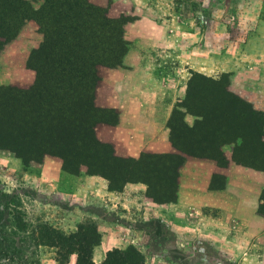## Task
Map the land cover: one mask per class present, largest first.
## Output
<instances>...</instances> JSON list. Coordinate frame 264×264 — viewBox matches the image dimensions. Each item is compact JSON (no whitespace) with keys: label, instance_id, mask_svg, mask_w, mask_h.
<instances>
[{"label":"rangeland","instance_id":"rangeland-1","mask_svg":"<svg viewBox=\"0 0 264 264\" xmlns=\"http://www.w3.org/2000/svg\"><path fill=\"white\" fill-rule=\"evenodd\" d=\"M0 1L13 2L14 0ZM74 1L81 4L89 3L101 9V11L80 12L79 24L74 23L70 29L75 33L74 39L71 37L57 41L55 34L46 37L48 33L43 34L33 17H30L16 32L13 39L5 43L9 36L6 38V31L0 24V43H4L0 51V86H14L21 89L31 86L35 79V72L29 68V65L46 66L50 70L60 66L62 72L58 77L61 79L59 82H67L65 85L70 87L68 90L70 93L79 82L89 80L92 68H95L99 78L97 98V91L101 87L104 76L109 70L119 68L117 66L110 68L103 64H112L111 59L113 62L117 60L116 64L122 63L127 52L124 26L133 21L131 16L134 11L133 4L122 3L119 0ZM167 3L168 10L171 9L172 14L168 12L162 18L152 20L153 26L163 28V33L155 31L154 34L147 36L150 40L148 53L152 74L156 78H164L168 90H172L173 94L179 92L181 94L182 90L184 96L189 80L196 76L192 84L193 93L189 99L194 111H198V107L203 105L201 104L203 102L209 106L217 105V101L206 97L207 91H203L207 88L215 90L216 86L207 84L199 77L218 81L224 75L231 94L249 103L261 113L263 123L261 133L264 139V0H169ZM40 4L31 6L34 10H38ZM56 9L58 14H66V8L62 2ZM121 12L129 15H123ZM119 14H121L120 17H118ZM99 17L112 20L114 24L100 25ZM42 20L46 23L48 32L52 30L53 27L50 24L55 19L54 17L51 19L48 11L44 12ZM42 44L45 48L44 55L32 56ZM44 76L49 79L52 73L48 70ZM95 103L99 104L96 100ZM103 117L112 121L116 118V113L108 111ZM191 117L196 119L194 116ZM176 121L180 123V117H177ZM221 153H223V159L220 158V154L210 153L206 149L200 155L197 154L201 157H188L210 161L220 159L219 164L223 166L226 163V155H229L231 159L234 156L236 161L240 162L239 165L254 166L251 167L254 169L261 167L259 163L241 157V153L233 147L224 146ZM45 158L61 164L56 157ZM14 159L16 158L11 153L0 150V183L5 192L20 203V208L29 225L28 232H32L34 239L38 238L42 242L41 246H35L33 237L30 242H25L23 245L29 250L24 251V255L39 264H75L76 253L80 246L74 241L66 242V238L81 232V228L94 227L95 224L87 221L73 229L71 221L75 216H81L84 220L91 218L90 214L85 217L84 210H80L81 212L77 215L76 211H73V207L77 205L71 206L70 197L60 202L55 195L58 192L52 187L46 191L29 189L24 178L28 166L21 170L15 169ZM31 172L38 175V167L34 166ZM81 173L80 176L87 175L84 172ZM155 176L162 178V173L155 171ZM91 177L103 179L99 176ZM167 182L168 186L164 187L162 180L154 179L153 190L167 192V189L174 188L171 190L175 199V184L178 185V179ZM90 195L91 198L87 203L82 202L85 203L83 208L89 207L92 213H96L93 214L94 216L101 217L103 212L101 203L96 202L93 195ZM146 198L147 200L143 198L134 201L126 200L122 204L115 201V206L110 209L103 205L105 211L102 217L105 228L112 229L116 227L114 225L116 223L123 225L122 233L118 234L137 232L135 238L138 237L146 248L143 255L144 264H197L198 261L187 257V253L182 255L181 244L176 247L174 240L181 229L176 222L172 224L166 221L167 203H155L147 197V193ZM156 205L159 206L157 209ZM123 213L126 214L123 215ZM100 228H102L101 225ZM50 229L60 240L49 238L47 234ZM193 230L194 232L191 231L190 235L198 234L195 228ZM89 241H96L94 233L90 234ZM128 247L118 250H126ZM190 251H194L192 245H190ZM121 259L119 260L122 264L124 259ZM243 261V259L238 262L231 259L208 260L211 264H239V262L242 264Z\"/></svg>","mask_w":264,"mask_h":264},{"label":"trees","instance_id":"trees-1","mask_svg":"<svg viewBox=\"0 0 264 264\" xmlns=\"http://www.w3.org/2000/svg\"><path fill=\"white\" fill-rule=\"evenodd\" d=\"M60 2L64 4L66 14H58L56 7ZM36 3H41L38 10L31 6ZM89 10L101 11L89 3L81 4L74 0L0 1V24L6 31V38L9 36L5 43L13 39L30 17H33L43 34L48 33L46 37L55 34L57 41L71 37L74 39L75 33L70 31L71 26L79 24L80 12ZM46 11L50 13L51 19H55L50 24L53 28L49 32L42 20ZM99 19L100 25L114 24L105 17ZM3 44L0 43V51ZM44 52L42 44L32 56H43ZM110 61L112 64L103 65L120 67L121 62L116 64L117 60ZM29 68L35 72V79L28 88L0 86V150L11 153L23 166L41 164L47 156L56 157L60 160L64 173L78 176L84 172L89 176H99L106 180L108 189L113 192H121L128 183H142L147 187V197L158 204L174 203L176 195L174 199L171 190L174 188L167 189V192H155L153 180H162L164 187L168 186V180L177 181L186 157H201L197 154L200 155L205 149L210 153L220 154L223 159L222 147H233L241 153V157L259 163L261 167L256 168L264 171L261 113L231 94L224 75L218 81L198 76L207 84L216 86L215 90L207 88L203 91H207L206 97L217 101V105L210 106L201 103L203 105L198 107V111H194L189 103L196 76L189 80L184 99L173 109L168 122L173 153L146 152L138 159H133L117 156L113 146L102 142L97 136L98 127L112 124L116 118L112 121L104 119V114L113 110L100 108L95 103L99 81L95 68H92L90 79L79 82L70 93V87L65 85L67 82H59L61 79L58 77L62 72L60 66L50 70L46 66L33 64ZM48 70L52 73L49 79L44 76ZM187 114L196 118L192 126L184 121ZM177 117H180V123L176 121ZM232 159L240 164L234 156ZM213 160L220 167H225L228 163L225 159L226 163L221 166L220 159ZM155 171H160L162 178L156 177ZM175 187L177 192V183ZM13 199L0 183V264H39L24 255V251L29 248L23 244L30 242L32 237L34 239V235L27 230L29 225L20 203ZM260 201L258 213L264 216V191ZM90 228L97 230L96 226H88L81 228V232L70 235L66 238L67 241L64 239L80 246L75 264H95L92 261V249L99 244L101 236L98 230ZM53 233L55 232L50 229L47 234L49 238L60 240ZM91 233L96 236L95 242L89 241ZM35 239L34 245L41 246L42 242ZM122 256L124 258L121 259ZM119 259H124L122 264H144L143 255L132 246L126 250L109 251L99 264H121Z\"/></svg>","mask_w":264,"mask_h":264},{"label":"crops","instance_id":"crops-1","mask_svg":"<svg viewBox=\"0 0 264 264\" xmlns=\"http://www.w3.org/2000/svg\"><path fill=\"white\" fill-rule=\"evenodd\" d=\"M168 1L119 0L133 4L134 9L133 21L124 26L127 52L121 66L104 76L96 101L98 107L116 113L115 122L101 125L97 136L102 142L111 144L120 157L138 159L143 152H174L168 122L173 109L184 99V92L173 94L164 78L152 74L147 37L155 31L163 33V28L153 26L152 20L162 18L168 12L172 14L171 9L168 10ZM184 121L191 126L194 118L186 115ZM226 159L227 165L220 167L215 161L186 157L179 170L176 201L165 206L166 221L178 224L181 230L174 240L176 247L181 244L182 255L187 253V257L198 261L197 264H211L210 259L237 262L243 259L242 264H264V216L258 213L264 191V171L236 164L229 155ZM14 160L15 169L26 168L19 159ZM34 166L38 167V175L31 172ZM26 169L24 178L29 189L46 191L52 187L58 192L55 195L60 202L70 197L71 206L77 205L73 207L76 214L80 210H84L85 217L90 214L91 218L85 220L75 216L71 225L76 229L92 221L97 227L101 237L92 249L95 264L101 263L109 251L127 246L145 255V245L135 238L137 232L118 234L122 233L123 225L113 223L116 227L105 228L102 217L103 205L110 209L115 206V201L122 204L126 200H147L144 184H126L121 192H113L105 180L67 175L61 170L60 163L48 158L41 164H29ZM90 194L101 203V217L94 216L96 213L89 207L83 208L91 198ZM194 228L198 234L190 235ZM190 245L194 251H190Z\"/></svg>","mask_w":264,"mask_h":264}]
</instances>
